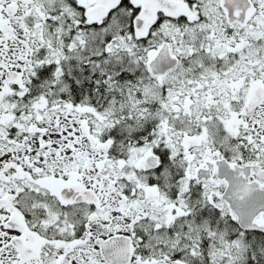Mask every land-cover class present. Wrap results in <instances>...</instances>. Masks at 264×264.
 <instances>
[{
    "label": "snow or ice",
    "instance_id": "snow-or-ice-1",
    "mask_svg": "<svg viewBox=\"0 0 264 264\" xmlns=\"http://www.w3.org/2000/svg\"><path fill=\"white\" fill-rule=\"evenodd\" d=\"M0 264H264V0H0Z\"/></svg>",
    "mask_w": 264,
    "mask_h": 264
}]
</instances>
